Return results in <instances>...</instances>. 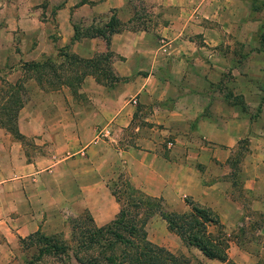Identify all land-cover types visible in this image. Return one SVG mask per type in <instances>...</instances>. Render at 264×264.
Wrapping results in <instances>:
<instances>
[{
	"label": "crops",
	"instance_id": "0c3cea01",
	"mask_svg": "<svg viewBox=\"0 0 264 264\" xmlns=\"http://www.w3.org/2000/svg\"><path fill=\"white\" fill-rule=\"evenodd\" d=\"M111 15L108 43L73 37ZM104 52L120 78L110 86L64 60ZM45 61L53 71L25 67ZM23 71L15 122L36 147L28 159L20 148L23 171L0 172V264H14L19 239L57 231L63 211L110 221L107 180L120 171L163 211L215 214L226 259L186 247L158 211L150 242L181 247L189 264H264V0H0V95Z\"/></svg>",
	"mask_w": 264,
	"mask_h": 264
},
{
	"label": "trees",
	"instance_id": "16d2710c",
	"mask_svg": "<svg viewBox=\"0 0 264 264\" xmlns=\"http://www.w3.org/2000/svg\"><path fill=\"white\" fill-rule=\"evenodd\" d=\"M119 22L111 15L106 22L100 26L87 28L84 31H74L73 37L82 35H92L102 37L108 43L109 37L113 32L119 30ZM67 66L75 65L81 69V74H90L97 83L110 86L119 81L120 78L112 72L110 61L112 54L104 52L94 55L89 59H82L73 54L64 55ZM60 63L58 66H62ZM28 69L54 70L53 63H25ZM81 77L75 78L79 82ZM22 101L14 97L11 105L1 107L3 116L10 123L11 134L21 138V134L16 127L17 110L21 107ZM119 173L116 177L118 188H124L122 195L130 207H137L143 210L142 218H126L124 206L120 204L118 192L108 184L111 194L118 203V211L107 223L95 226L89 216V224L83 231L78 229V221L74 220L71 224V238L73 243L70 245L64 241H55L52 236L42 234L39 231L30 233L23 239L31 240L29 246L35 248L25 264H34L42 255H70L77 264H189L190 257L175 253L150 242L146 238L144 224L154 212L158 211L161 218L165 221L168 231L174 233L186 247L196 248L201 254L210 259L225 261V248L227 247L226 238L222 227L210 210L189 206V210L183 213L161 210L162 204L158 198H150L143 195L138 189L134 188L124 176ZM124 178V179H123ZM127 205V203H126ZM85 226V225H84ZM214 228V232L209 227ZM85 229V230H84Z\"/></svg>",
	"mask_w": 264,
	"mask_h": 264
},
{
	"label": "rangeland",
	"instance_id": "374dc122",
	"mask_svg": "<svg viewBox=\"0 0 264 264\" xmlns=\"http://www.w3.org/2000/svg\"><path fill=\"white\" fill-rule=\"evenodd\" d=\"M22 67H24V66H22ZM22 73H23V76L19 77V79H17V81H19V82L16 81L15 85H12L14 92H11V93L5 92V94L3 93L0 95V109L3 106L4 107L10 106L11 101L14 97H17V99L22 101V103H24L27 100L29 94L26 92V90H25L26 88H25V86H23V84L21 82L26 80L28 73H27V71H23ZM3 85H4L3 86V89H4V87H6L7 85H11V82L9 83V82L5 81L3 83ZM74 97H75V93L72 94V100ZM52 100H54L56 102L60 101L59 95L52 94ZM0 129H1L0 131L4 135H7V137L4 136V138H6V140L4 142H2L3 147H7V148L6 149L3 148L0 152V172H1V176H3L4 178H10V177H13L15 170L18 169L19 171H23V169H24L22 167L23 164L20 163V166H18L19 162L17 161L18 160L17 155L20 152V148H21V151L24 152L25 156L28 159L30 156H33V153H34V151L30 148L36 147V146H35L33 140L29 137H23L22 136L21 138H17L11 134L10 123L7 121V118L5 117V115L3 116V112L1 110H0ZM11 142H16V144L19 146H17L16 144H12ZM40 163H42V162L40 161ZM120 173H122V172L120 171ZM46 180L51 182V180L48 177H46L45 180H43V181L46 182ZM107 182H108V184L112 185L114 190H116L118 192L117 194L120 198V204L123 206L125 205L124 210L126 213L124 216L126 218L134 217L135 219L140 220L143 216V210L141 208H137V207L133 208V207H130L128 205V202L126 200V196L122 195L124 188H122V187L118 188L117 186H115L118 183L116 180V177L111 178L109 181L107 180ZM28 183H30V182H28ZM126 203H127V205H126ZM63 213L65 215V217L63 219V224L57 231L49 232V233H45V232H40V233L52 236L55 241H64V242L71 245L73 243V239L71 238V224H72V222L77 219L79 226H78V229L75 231V233L78 234L79 230L83 231V228L88 227L87 225L90 223L88 220L89 219V213L87 212V210H82L76 214H73L70 212H67V214H66L65 211H63ZM30 241L31 240H29V239H23L21 241H18V245H19V248L21 251H20V253L14 254V257H13L14 264H25L27 257H30L33 254L31 252V249L29 248V242ZM173 251L176 253L182 251L183 254L189 255L185 250H182L181 247L174 248ZM190 259H191V257H190ZM34 264H77V263L69 254L68 255L63 254V255H55V256L42 255L39 258V260L36 261ZM191 264H195V262L191 261Z\"/></svg>",
	"mask_w": 264,
	"mask_h": 264
}]
</instances>
